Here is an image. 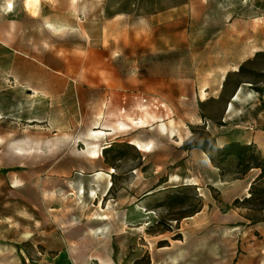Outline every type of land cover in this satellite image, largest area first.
Instances as JSON below:
<instances>
[{
	"label": "rangeland",
	"instance_id": "obj_1",
	"mask_svg": "<svg viewBox=\"0 0 264 264\" xmlns=\"http://www.w3.org/2000/svg\"><path fill=\"white\" fill-rule=\"evenodd\" d=\"M239 86L260 126L264 0H0V264L237 262L264 221V174L220 190L262 162L223 148Z\"/></svg>",
	"mask_w": 264,
	"mask_h": 264
},
{
	"label": "crops",
	"instance_id": "obj_2",
	"mask_svg": "<svg viewBox=\"0 0 264 264\" xmlns=\"http://www.w3.org/2000/svg\"><path fill=\"white\" fill-rule=\"evenodd\" d=\"M241 86L235 89V92L231 94L229 102L226 104L225 113L228 117V135L227 139L223 143H240V144H252L261 159H264V108L260 107V126L256 123L250 124V126L241 130L234 124L230 123V113L236 109V98L241 94ZM218 146L220 140L216 139ZM202 152L204 156L206 154L198 149H192L190 153ZM207 157V156H206ZM209 162V159H206ZM207 164V163H206ZM260 169L256 168L254 171L248 172L243 179H237L235 181L223 184V188L220 187L221 194L223 195L224 202L230 203L235 198L243 196L252 182V180L259 174ZM214 174V173H213ZM218 177V174L213 175V181ZM202 212V211H201ZM199 212V213H201ZM198 214V213H197ZM243 239L240 245L243 248L241 257L234 264H264V221H259L250 224L243 230ZM236 241L232 239V251L236 248ZM62 260V259H61ZM224 264V263H222ZM231 264V263H228Z\"/></svg>",
	"mask_w": 264,
	"mask_h": 264
},
{
	"label": "bare ground",
	"instance_id": "obj_3",
	"mask_svg": "<svg viewBox=\"0 0 264 264\" xmlns=\"http://www.w3.org/2000/svg\"><path fill=\"white\" fill-rule=\"evenodd\" d=\"M164 124H161V128L164 129ZM105 134V132H103L101 129H98V131H90V133H88L87 135L89 136V138L91 139H94V141L98 140V138H101L103 135ZM98 142V141H97ZM97 142H90V143H87L86 144V148H87V153H89V156L90 157H93V158H96L100 155L101 153V150H102V147L101 146H98ZM129 142L135 147L137 148L138 150L140 151H143V152H150L152 151L151 150V145L153 143H151L149 140L148 141H144V140H141V139H138V138H132L131 140H129ZM113 170L112 168L110 169V171ZM101 172H99L100 174ZM174 177V176H173ZM171 177L170 180H174V178ZM178 179V178H176ZM169 180V181H170ZM190 180V179H189ZM170 181V182H171ZM175 181V180H174ZM177 182V181H176ZM186 182H188L186 180ZM15 183V181L13 182ZM192 183V182H191ZM110 186H111V183H109ZM93 191V190H91ZM80 192L83 193V187H80ZM249 193V192H248ZM249 196V195H247ZM101 219V218H100Z\"/></svg>",
	"mask_w": 264,
	"mask_h": 264
},
{
	"label": "trees",
	"instance_id": "obj_4",
	"mask_svg": "<svg viewBox=\"0 0 264 264\" xmlns=\"http://www.w3.org/2000/svg\"><path fill=\"white\" fill-rule=\"evenodd\" d=\"M214 141V140H213ZM112 147V144L108 147H105L103 150H107L108 148ZM253 145L252 144H240V143H229L228 145H226L225 147H223L226 150H235V154L237 156H241V158L243 157H247L249 160L251 161H258V160H262V162H264V159H261L259 157V155L257 154V152L253 149ZM191 148H201L202 146L198 145V144H193L191 146ZM248 154V155H247ZM210 160H212L210 158ZM262 162L260 164H257L253 167L255 168H260V173L258 174V177H260L262 174H264V165H262ZM251 168V167H250ZM256 179H254L255 181ZM252 186V184H251ZM247 199V198H246Z\"/></svg>",
	"mask_w": 264,
	"mask_h": 264
},
{
	"label": "clouds",
	"instance_id": "obj_5",
	"mask_svg": "<svg viewBox=\"0 0 264 264\" xmlns=\"http://www.w3.org/2000/svg\"><path fill=\"white\" fill-rule=\"evenodd\" d=\"M172 264H176V261H175V260H173Z\"/></svg>",
	"mask_w": 264,
	"mask_h": 264
}]
</instances>
